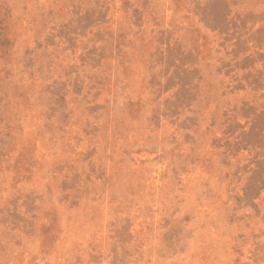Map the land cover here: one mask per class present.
<instances>
[{
    "label": "rangeland",
    "instance_id": "374dc122",
    "mask_svg": "<svg viewBox=\"0 0 264 264\" xmlns=\"http://www.w3.org/2000/svg\"><path fill=\"white\" fill-rule=\"evenodd\" d=\"M0 264H264V0H0Z\"/></svg>",
    "mask_w": 264,
    "mask_h": 264
}]
</instances>
